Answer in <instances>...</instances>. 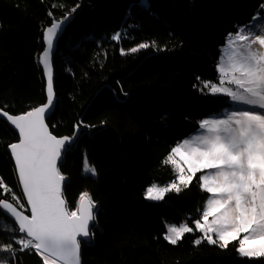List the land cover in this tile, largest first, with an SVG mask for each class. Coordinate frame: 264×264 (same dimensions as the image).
<instances>
[{"label": "trees", "instance_id": "16d2710c", "mask_svg": "<svg viewBox=\"0 0 264 264\" xmlns=\"http://www.w3.org/2000/svg\"><path fill=\"white\" fill-rule=\"evenodd\" d=\"M262 4L264 0H0V109L14 115L46 102L37 62L44 48L42 29L53 18L74 14L54 55L58 100L48 124L56 136H73L80 121L95 126L80 128L59 164L67 177L63 192L69 210L85 191L97 203L95 235L81 245V264H264V258L240 257L235 251L239 239L220 249L206 240L194 245L198 231L186 233L175 246L163 238L167 222L193 223L197 209L202 214L209 193L195 178L179 194L167 193L162 201L145 199L151 183L176 179L173 166L163 163L171 148L196 132L199 121L230 105L228 97L208 94L202 81L218 80V57L228 34L263 13ZM116 32L127 35L117 42L111 39ZM140 43L151 46L127 51ZM18 137L0 119V178L12 190L0 198L21 205L25 198L7 147ZM85 161L96 168V176L85 171ZM14 234L20 236L16 224L0 212V245ZM15 257L0 250V260L7 264H43L34 250L16 251Z\"/></svg>", "mask_w": 264, "mask_h": 264}, {"label": "snow or ice", "instance_id": "6c2138e0", "mask_svg": "<svg viewBox=\"0 0 264 264\" xmlns=\"http://www.w3.org/2000/svg\"><path fill=\"white\" fill-rule=\"evenodd\" d=\"M261 11L264 12V4ZM69 16L70 13H65L60 20L53 18L50 26L42 29V42L46 46L37 62L45 78L46 102L19 115L0 109V119L6 118L19 133L18 142L7 147L23 196L30 206V215H24L6 198H0V212L10 214L18 222V232L23 234L18 238L14 234L10 242L0 245V250L11 253L13 260L16 251L31 249L42 257L43 264H80L82 243L95 235L96 201L85 191L79 194L74 210H69L63 192L66 177L58 166L79 129L95 126L80 121L74 125L73 136L57 137L46 123L55 104L54 41ZM126 35V32H116L111 39L119 42ZM237 43L239 47L233 48ZM227 45L231 49L227 62L223 55L218 57V83L202 81L203 87L208 94L224 95L231 102L247 107L225 110L227 115L223 117L210 115L199 121L196 133L172 147L163 161L179 169L176 180L164 187L156 184L147 187L145 199L162 201L170 191L179 194L181 186L189 187L195 178L201 190L210 196L202 214L197 209L198 215L192 218L195 230L203 234L193 241L194 245L206 240L209 245L227 249L241 233H246L239 239L235 251L251 260L264 258V16H253L249 23L238 26L234 34L229 33ZM150 46L140 43L127 51L136 53ZM120 51L126 54L125 49ZM84 168L91 175H97L96 168L86 161ZM204 170L212 171L197 177ZM0 188L4 189L0 196L12 192L2 178ZM12 198L20 203L21 197L14 192ZM193 232L192 227L181 223L169 227L163 238L175 246L186 233ZM14 244L21 247L14 249ZM0 264L7 262L0 260Z\"/></svg>", "mask_w": 264, "mask_h": 264}, {"label": "rangeland", "instance_id": "374dc122", "mask_svg": "<svg viewBox=\"0 0 264 264\" xmlns=\"http://www.w3.org/2000/svg\"><path fill=\"white\" fill-rule=\"evenodd\" d=\"M257 15H259V16H264V12H263V13L260 12V13H258ZM257 15H256V16H257ZM233 34H234V33H233ZM227 39H228V38H227ZM232 47H233V48H238V47H239V43L234 44ZM254 47H258V46H254ZM222 50H223V51H222V54H221V55L224 56V62L226 63V62H227V55H228V53L231 51V49H229V47H228V45H227V41H226V44L222 47ZM210 82H216V83H218V80H217V81H210ZM231 87L235 88L234 85H231ZM228 98H229V101H230V105L227 106L226 108H224L221 112H219V113L216 114V115H219V116L223 117V116L227 115V112H226L225 110H229V111H230V110H232V109H237V108H244V107H247L246 105H243V104H238V103H235V102H231L230 97H228ZM195 133H196V132L190 134V135L187 136L186 138H189L191 135H193V134H195ZM184 139H185V138H184ZM184 139H183V140H184ZM183 140H182V141H183ZM182 141H181L180 143H182ZM176 146H177V145H176ZM182 150H183V149H182ZM174 159L179 160V157H174ZM171 165L173 166V168H174V170H175V172H176V175H178L179 169H177L176 166H175L174 164H171ZM210 171H212V170H204V173H202V174H207V173L210 172ZM198 173H199V172H198ZM202 174H201V175H202ZM176 177H177V176H176ZM174 180H176V179H174ZM174 180L169 181V182H167V183H160V182L155 181V182L151 183L149 186H151V185H153V184H156L158 187H164V186H167L168 184L172 183ZM149 186H148V187H149ZM181 188L183 189V186H181ZM170 192H175V191H170ZM170 192H168V193H170ZM209 196H210V194H209ZM208 198H209V197H208ZM208 198H207V199H208ZM206 202H207V201H206ZM23 206H24V205H23ZM204 207H206V203H205ZM209 219H211V217H210ZM181 223H186L188 226H190V227H192V228L194 229V232H193V233L196 232V230H195V224L189 222V220H184V221H182V222H180V223L167 222V223H166V233H167L169 227H171V226H173V225H175V226H179ZM201 223H203V221H201ZM198 232H199V231H198ZM201 235H203V234L201 233ZM201 235H200V236H201ZM212 235H213V238H215V234L213 233ZM244 235H246V233H241V235H240V237H239L238 239H242Z\"/></svg>", "mask_w": 264, "mask_h": 264}, {"label": "water", "instance_id": "95a60500", "mask_svg": "<svg viewBox=\"0 0 264 264\" xmlns=\"http://www.w3.org/2000/svg\"><path fill=\"white\" fill-rule=\"evenodd\" d=\"M73 16H74V14H71V15L69 16V19L64 23L63 31H62L61 34L59 35V38L56 39V40L54 41V51H53V53H52L53 67H54V55H55L56 52H57L59 40H60V38H61V36H62V34H63V32H64L65 27L67 26V24L69 23V21L72 19ZM49 26H50V25H49ZM45 46H46V45L44 44V47H45ZM41 67H42V66H41ZM54 85H55V70H54ZM57 100H58V97H57L56 88H55V104H54V108L52 109V111L48 113V116H47V118H46V123H47V124H48V119L51 117V115H52L53 112L55 111V108H56V105H57ZM10 114H11V113H10ZM12 115H14V114H12ZM2 119H4L5 121H7L6 118H2ZM7 122H8V121H7ZM8 123H9V125H10L13 129H15V127H14L13 125H11L10 122H8ZM48 125H49V124H48ZM15 130L18 132L17 129H15ZM49 130L52 132L50 126H49ZM52 133H53V132H52ZM53 134H54V133H53ZM79 134H80V129H79L78 134L75 136V139H74L73 142L71 143V145H73V144L76 142V140H77ZM54 135H55V134H54ZM57 137H63V136H57ZM17 142H18V141H17ZM71 145H70V146H71ZM62 159H63V158H62ZM62 159L58 162V166H59L60 162L62 161ZM64 176H65V175H64ZM65 177H66V176H65ZM66 180H67V177H66L64 183L66 182ZM64 183H63V188H64ZM21 188H22V186H21ZM25 199H26V197H25ZM8 201H9V200H8ZM9 202L12 203L14 207H16L17 211L23 213L24 215H30V213H27V212L23 211V210H22V209H21L16 203H14V202H12V201H9ZM26 203H27V201H26ZM27 205H28V204H27ZM0 207H2V206H0ZM28 207H29V210H30V206H29V205H28ZM96 210H97V208L94 210L95 213H96ZM6 216H8L11 220H13V221L15 222L14 218H13V217H10V214H8V215H6ZM16 223L18 224V222H16ZM81 261H82V258H81V249H80V264H81Z\"/></svg>", "mask_w": 264, "mask_h": 264}, {"label": "bare ground", "instance_id": "6f19581e", "mask_svg": "<svg viewBox=\"0 0 264 264\" xmlns=\"http://www.w3.org/2000/svg\"><path fill=\"white\" fill-rule=\"evenodd\" d=\"M25 198V197H24ZM24 206L23 207H21L20 205H18L23 211H25V212H27L28 213V211L30 212V210H29V207H28V205H27V203H26V199H25V202H23L22 203ZM15 224H16V230H17V227L19 228V225L16 223V222H14ZM18 234L20 235V234H22V233H19L18 232ZM29 250H31V249H29ZM58 264H59V262H58Z\"/></svg>", "mask_w": 264, "mask_h": 264}, {"label": "built area", "instance_id": "2783aa9c", "mask_svg": "<svg viewBox=\"0 0 264 264\" xmlns=\"http://www.w3.org/2000/svg\"><path fill=\"white\" fill-rule=\"evenodd\" d=\"M17 232H18V227H17ZM20 235H23V234H20Z\"/></svg>", "mask_w": 264, "mask_h": 264}]
</instances>
